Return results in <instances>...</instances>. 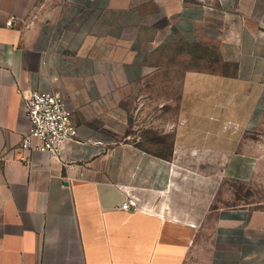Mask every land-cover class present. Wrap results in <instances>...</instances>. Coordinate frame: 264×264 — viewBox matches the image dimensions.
I'll return each mask as SVG.
<instances>
[{"label":"crops","instance_id":"0c3cea01","mask_svg":"<svg viewBox=\"0 0 264 264\" xmlns=\"http://www.w3.org/2000/svg\"><path fill=\"white\" fill-rule=\"evenodd\" d=\"M31 91L74 112L58 157ZM217 159L264 189V0H0V264H264V202L186 165Z\"/></svg>","mask_w":264,"mask_h":264},{"label":"built area","instance_id":"2783aa9c","mask_svg":"<svg viewBox=\"0 0 264 264\" xmlns=\"http://www.w3.org/2000/svg\"><path fill=\"white\" fill-rule=\"evenodd\" d=\"M25 114L30 126L21 141L24 152H45L58 157L68 143L79 140L74 112L69 108L66 97L60 93L29 92L25 97ZM19 161L30 164L27 155L20 156ZM137 203L138 199L129 195L123 209L136 207Z\"/></svg>","mask_w":264,"mask_h":264},{"label":"rangeland","instance_id":"374dc122","mask_svg":"<svg viewBox=\"0 0 264 264\" xmlns=\"http://www.w3.org/2000/svg\"><path fill=\"white\" fill-rule=\"evenodd\" d=\"M224 163V160L219 159L212 161H186L187 166L201 169V174L195 177L198 180L197 185H199L198 188L202 197L207 195V197L212 198L216 193L217 197L214 206L247 205L256 207L257 204L263 203L264 189L256 180L244 184L223 179L222 168ZM202 172L206 173V175Z\"/></svg>","mask_w":264,"mask_h":264}]
</instances>
